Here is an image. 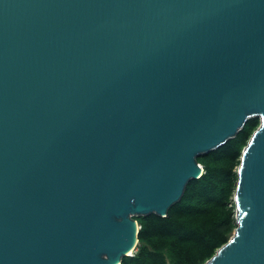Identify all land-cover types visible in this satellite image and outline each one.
Wrapping results in <instances>:
<instances>
[{
  "label": "water",
  "instance_id": "95a60500",
  "mask_svg": "<svg viewBox=\"0 0 264 264\" xmlns=\"http://www.w3.org/2000/svg\"><path fill=\"white\" fill-rule=\"evenodd\" d=\"M256 116L205 264H264V0H0V264H121Z\"/></svg>",
  "mask_w": 264,
  "mask_h": 264
},
{
  "label": "trees",
  "instance_id": "16d2710c",
  "mask_svg": "<svg viewBox=\"0 0 264 264\" xmlns=\"http://www.w3.org/2000/svg\"><path fill=\"white\" fill-rule=\"evenodd\" d=\"M261 124L251 117L237 135L198 156L205 172L191 179L182 198L167 216L135 218L141 225L139 243L121 264H205L227 243L237 227L235 192L244 148Z\"/></svg>",
  "mask_w": 264,
  "mask_h": 264
},
{
  "label": "rangeland",
  "instance_id": "374dc122",
  "mask_svg": "<svg viewBox=\"0 0 264 264\" xmlns=\"http://www.w3.org/2000/svg\"><path fill=\"white\" fill-rule=\"evenodd\" d=\"M235 204H236V202H235ZM237 205V204H236Z\"/></svg>",
  "mask_w": 264,
  "mask_h": 264
}]
</instances>
